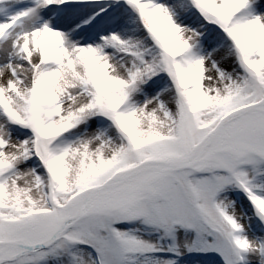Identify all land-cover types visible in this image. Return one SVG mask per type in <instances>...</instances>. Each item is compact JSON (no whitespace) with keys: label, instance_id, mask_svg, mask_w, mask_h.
<instances>
[{"label":"snow or ice","instance_id":"snow-or-ice-1","mask_svg":"<svg viewBox=\"0 0 264 264\" xmlns=\"http://www.w3.org/2000/svg\"><path fill=\"white\" fill-rule=\"evenodd\" d=\"M0 264H264V0H0Z\"/></svg>","mask_w":264,"mask_h":264}]
</instances>
